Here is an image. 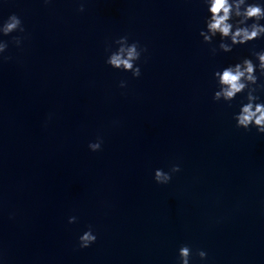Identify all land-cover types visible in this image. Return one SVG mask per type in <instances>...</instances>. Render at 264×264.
I'll use <instances>...</instances> for the list:
<instances>
[{
  "label": "water",
  "instance_id": "95a60500",
  "mask_svg": "<svg viewBox=\"0 0 264 264\" xmlns=\"http://www.w3.org/2000/svg\"><path fill=\"white\" fill-rule=\"evenodd\" d=\"M13 13L24 32L0 35V264H179L182 244L189 264H264V133L235 126L244 93L212 99L213 71L264 37L213 54L202 0H0V22ZM122 35L147 48L139 77L105 63ZM89 225L97 239L80 248Z\"/></svg>",
  "mask_w": 264,
  "mask_h": 264
},
{
  "label": "clouds",
  "instance_id": "9594fccd",
  "mask_svg": "<svg viewBox=\"0 0 264 264\" xmlns=\"http://www.w3.org/2000/svg\"><path fill=\"white\" fill-rule=\"evenodd\" d=\"M48 3L49 0H44ZM207 7L208 15L204 18V27L200 29L199 36L204 43L211 46L210 51L215 54L218 50L228 53L236 45H244L249 41L264 37V3L260 0H202ZM78 11H84V4L80 3ZM251 21V23H249ZM13 32H24L22 20L16 14H10L6 20L0 22V35L8 36ZM219 36V41L214 43V38ZM22 37L12 36L11 42L20 46ZM8 41L0 40V53L5 52ZM117 45L111 50V45L105 47L109 54L105 63L114 69L131 72L133 77L141 75V69L136 61L141 59V54L147 51L145 46L138 41L129 43L128 36L122 35L112 41ZM251 57H243L234 64H228L221 69L214 70L213 79L216 82V90L213 92V101H221L231 106L237 94L244 93V100L239 106V111L233 113V119L237 128L248 130L255 127L258 133H264V102L260 101L258 92L264 91V49L251 50ZM254 58V59H253ZM9 57L0 56V60ZM255 60V62H254ZM121 88L126 86V81L119 82ZM103 140L97 137L95 141L88 143L91 151H99ZM179 164H172L168 171L156 168L153 171V180L158 184H167L172 179V174L179 172ZM75 216L68 217V223L76 221ZM97 237L93 227L89 225L77 238L80 248H87L96 241ZM193 255L192 248L188 244H182L178 248L179 264H189ZM195 255L201 260L206 258V252L197 249Z\"/></svg>",
  "mask_w": 264,
  "mask_h": 264
}]
</instances>
